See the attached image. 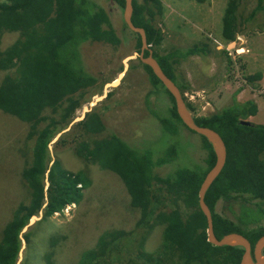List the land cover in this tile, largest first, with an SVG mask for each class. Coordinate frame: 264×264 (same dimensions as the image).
I'll use <instances>...</instances> for the list:
<instances>
[{
  "label": "trees",
  "instance_id": "1",
  "mask_svg": "<svg viewBox=\"0 0 264 264\" xmlns=\"http://www.w3.org/2000/svg\"><path fill=\"white\" fill-rule=\"evenodd\" d=\"M108 2L111 8L123 11L124 0ZM240 2L228 0L223 10L220 36L224 42H234L239 34L237 13ZM132 7L133 25L144 29L153 57L164 74L180 92L183 91L184 86L177 83L174 66L192 56L204 57L207 46L195 44L158 54L164 35L153 22L161 16L162 2L132 0ZM262 10L264 0H256L250 16ZM121 31H128L135 37V50L139 52V35L131 32L125 23ZM4 32L18 36L5 49L0 48V112L26 123L29 126L27 139L33 141L30 162L21 174L29 191L28 202L14 209L0 238V264H17L22 248L20 234L30 219L43 210L45 220L69 205L78 204L83 189L90 184L82 172L72 174L59 162L51 163L49 154V144L60 130L54 112L62 108L63 118L73 114L84 102L85 91L100 82L83 60V47L103 43L116 48L125 37L117 35L109 12L95 0H0V35ZM147 55L145 52L144 57ZM138 63L151 86L145 96L147 110L156 120L155 126L161 129L158 136L170 139L178 133L179 125L184 126L176 114L174 99L151 69L139 60ZM258 78L259 75L250 76L247 80L251 82ZM160 89L170 99L163 114L157 106ZM187 107L193 111L188 104ZM255 112L253 102L234 101L231 106L209 116L194 117L197 125L217 132L226 147L224 168L204 197L211 212L214 235L220 239L238 233L251 246L264 236V125L247 120ZM84 119L78 125L84 126L89 134H97L105 128L96 115H87ZM241 121L249 124H241ZM154 139L140 149L115 134L91 143L80 140L77 151L84 161L98 162L123 181L131 206L140 211L137 228L141 226L149 232L157 225L163 224L164 227L158 249L153 253L144 248L147 233L142 240L132 243L133 234L108 231L99 236L94 249L80 256L77 264H98L95 261L107 253V259L104 258L107 262L103 264L120 263L122 256L116 261L110 259L111 255L114 256L111 252L115 241L133 250V258L127 264H140L138 261L143 264H239L242 248L215 247L206 241V218L198 206V190L215 162L210 144L202 137V148L206 152L203 162L185 167L177 163V143L167 141L165 150L156 152L152 147ZM163 166H171V172L156 175L154 170ZM47 177L46 193L44 182ZM160 190L182 200L188 213L182 216L178 210L162 212L158 208L160 198L155 193ZM219 201L231 206L237 204V210H231L232 218L215 212ZM45 202L47 205L43 208ZM31 236L25 235L27 243Z\"/></svg>",
  "mask_w": 264,
  "mask_h": 264
},
{
  "label": "rangeland",
  "instance_id": "2",
  "mask_svg": "<svg viewBox=\"0 0 264 264\" xmlns=\"http://www.w3.org/2000/svg\"><path fill=\"white\" fill-rule=\"evenodd\" d=\"M160 1L163 11L153 22L164 35L158 54L195 44H205L208 49L204 57L192 56L174 66L177 83L184 86L182 97L192 107L193 116H209L231 106L234 101H251L256 112L247 120L264 125V10L250 16L256 0H241L237 13L239 34L234 42H224L220 36L221 18L228 0ZM95 2L109 12L114 30L125 40L116 48L103 43L83 47V60L100 82L85 91L84 102L73 114L63 118L62 108L54 112V118L59 122L58 135L61 136L49 144L51 163L59 162L72 174L82 172L90 184L83 189L78 204L69 205L45 220L42 210L31 225L28 223L20 234L22 248L17 264H77L80 256L94 249L99 236L108 231L133 234L132 243L142 240L147 233L145 251L153 253L158 249L163 224L149 232L141 226L137 228L140 211L131 206L123 181L98 162L84 161L77 151L80 140L91 143L115 134L140 149L155 138L152 147L156 152L164 151L167 141L170 144L175 142L179 147L177 163L185 167L202 163L206 156L202 137L184 126L179 125L178 133L170 139L158 136L161 129L155 126L156 120L145 104L151 86L136 58L139 53L135 50L136 39L128 31L121 33L124 26L121 10L111 8L108 0ZM17 36L15 33L1 34L0 48L5 49ZM256 75H259L258 79L247 80V77ZM168 103L170 105L167 93L160 89L157 106L162 114ZM87 115L98 116L105 128L97 134L85 132L84 126L78 123ZM28 130L26 123L0 112V238L14 209L29 199L28 188L21 177L30 162L33 146V141L27 139ZM171 168L163 166L154 172L164 176L171 172ZM44 183L47 193L48 177ZM155 193L160 198L158 208L162 212L178 210L182 216L188 213L184 202L174 194L162 190ZM46 205L45 202L43 208ZM237 208L236 203L231 206L219 201L215 212L232 218L231 210ZM26 234H32L28 243ZM123 244L112 242L114 256L111 255L110 259L125 258L115 264H127L133 258L131 247ZM105 255L95 262H107Z\"/></svg>",
  "mask_w": 264,
  "mask_h": 264
},
{
  "label": "water",
  "instance_id": "3",
  "mask_svg": "<svg viewBox=\"0 0 264 264\" xmlns=\"http://www.w3.org/2000/svg\"><path fill=\"white\" fill-rule=\"evenodd\" d=\"M132 13V0H124V7L122 11L123 22L131 32L138 34L140 37L141 47L139 53L136 54V58H138V60L143 65H146L151 69L155 77L172 96L174 99L176 114L182 124L189 131L204 137L210 144L215 157L214 165L206 173L198 190V206L206 218V241L215 247L228 246L242 248L243 253L239 264H264V236H261L253 246H251V243L244 236L238 233H230L224 235L220 239L215 237L213 232L211 212L204 202V197L207 190L219 176L226 163L225 144L217 132L207 127H201L195 123V118L192 112L188 109L179 88L164 74L157 60L153 57V50L147 44V38L144 29L133 25L131 21ZM145 52H147L148 55L144 57ZM241 124L248 125L249 122L241 121ZM60 136L61 134L57 135L55 139H58ZM34 219V217L30 219L29 225L35 221Z\"/></svg>",
  "mask_w": 264,
  "mask_h": 264
},
{
  "label": "bare ground",
  "instance_id": "4",
  "mask_svg": "<svg viewBox=\"0 0 264 264\" xmlns=\"http://www.w3.org/2000/svg\"><path fill=\"white\" fill-rule=\"evenodd\" d=\"M117 84V83H116Z\"/></svg>",
  "mask_w": 264,
  "mask_h": 264
}]
</instances>
